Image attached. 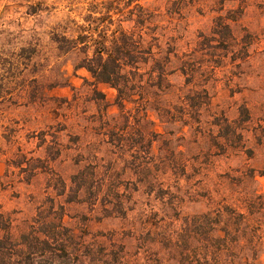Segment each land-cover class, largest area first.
Returning <instances> with one entry per match:
<instances>
[{
	"label": "rangeland",
	"instance_id": "374dc122",
	"mask_svg": "<svg viewBox=\"0 0 264 264\" xmlns=\"http://www.w3.org/2000/svg\"><path fill=\"white\" fill-rule=\"evenodd\" d=\"M139 3L143 11L131 0H0V210L12 218L17 235L41 207L61 208L65 225L79 236L87 233L88 242L124 246L121 264H180L166 240L178 239L184 217L225 204L248 212L243 197L255 191L264 196V0ZM120 24L142 37L157 59L171 57L174 87L159 93V101L179 117L173 108L192 88L180 68L190 64L193 88L204 86L211 99L199 127L163 118L152 106L138 111L132 103L122 118L117 91L97 84L100 95L94 94V79L79 68L94 48L65 53L53 40L56 34L76 38L80 28L100 40ZM222 25L230 28L225 35ZM244 110L249 121L240 123ZM215 118L238 126V149L229 146L222 126L213 125ZM116 132L131 149L113 145ZM181 163L187 166L183 176L174 170ZM96 165V196L81 192L69 202L72 176ZM249 170L256 182H232ZM116 193L126 196L125 218L105 211L112 207L103 205L104 196ZM258 264H264V247Z\"/></svg>",
	"mask_w": 264,
	"mask_h": 264
},
{
	"label": "trees",
	"instance_id": "16d2710c",
	"mask_svg": "<svg viewBox=\"0 0 264 264\" xmlns=\"http://www.w3.org/2000/svg\"><path fill=\"white\" fill-rule=\"evenodd\" d=\"M131 1L137 3L136 8L144 10L139 3L141 0ZM148 17L153 19L154 16L149 13ZM138 19V24L144 22L142 14ZM229 29L228 25H222L219 33L223 35L224 32L225 35ZM80 31L76 38L70 39L56 34L53 40L58 44L59 50L65 53L78 50L80 46L86 53L94 48L93 56L87 55L79 68L86 69L94 79V94L100 95L96 89L97 84L108 85L117 91L116 106L121 110L122 118H126L127 104L132 103L138 105V111L140 109L145 111L147 107L152 106L160 116L172 122L184 119L185 125L192 121L200 126L203 109L211 106V99L204 86H200L199 89L193 88L197 86L196 76L190 64L184 62L180 68L181 73L186 76V85L192 88L181 98L182 100L180 99L181 106L173 108L182 115L179 117L172 114L169 106L159 101V93H168L174 87L169 80L174 73L171 69L170 56L157 59L153 48H146L142 37L136 39L135 36L128 34L122 24L119 25V31L112 36L101 33L98 36L100 40L95 38L89 28H80ZM150 62L152 63L150 69L145 70V66ZM100 100L104 102L105 98L101 96ZM104 108L107 110L108 106L105 105ZM247 121L249 115L247 110H244L241 112L240 123ZM213 125L222 126L221 131L224 132V137L228 138L229 146L239 148L236 145L242 142L243 135L238 132V126L222 118H215ZM152 135L153 139L149 140L151 149L157 137L154 132ZM112 141L120 150L131 149L127 143L129 140L117 132L116 140ZM165 143L169 146L171 144ZM128 151L127 149L126 152ZM170 152V157H174L176 152L174 150ZM246 153L251 155L252 151L248 149ZM186 167L182 163L174 164L175 172L181 171L182 176L186 175ZM97 168V165L88 166L72 176L69 202L78 199L81 192L91 200L96 196L93 189L98 182L93 176L97 175ZM134 172L139 175L140 167L135 168ZM248 173L250 174L231 180L238 186L247 181L256 182L252 170ZM62 191L61 195L66 193L65 186ZM125 200L124 194L116 193L104 196L102 201L104 206L112 207L110 210L105 209L107 213L125 218L127 216ZM242 202L248 212L225 204L214 211L184 217L178 239L168 236L166 240V245H170V250L180 258L179 263L258 264L264 247L262 233L264 221L261 217V215L264 217V196L255 191L251 196H244ZM177 206L172 209L175 212L173 217L179 219ZM13 229L12 218L0 210V264H121L126 258L124 246H118L115 241L104 245L97 240L88 242L85 239L87 233L82 236L76 234L63 222L61 208L55 210L53 206L41 207L27 228L17 235ZM193 242L196 243L195 248L192 247Z\"/></svg>",
	"mask_w": 264,
	"mask_h": 264
}]
</instances>
